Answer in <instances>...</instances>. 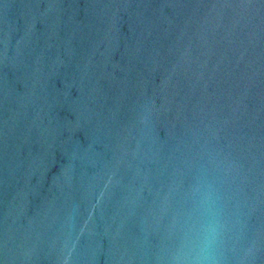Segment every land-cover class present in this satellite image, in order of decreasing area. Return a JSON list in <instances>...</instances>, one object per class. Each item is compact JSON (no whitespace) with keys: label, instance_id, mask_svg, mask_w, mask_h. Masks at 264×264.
<instances>
[{"label":"water","instance_id":"obj_1","mask_svg":"<svg viewBox=\"0 0 264 264\" xmlns=\"http://www.w3.org/2000/svg\"><path fill=\"white\" fill-rule=\"evenodd\" d=\"M197 184L264 264V0H0V264H174Z\"/></svg>","mask_w":264,"mask_h":264},{"label":"clouds","instance_id":"obj_2","mask_svg":"<svg viewBox=\"0 0 264 264\" xmlns=\"http://www.w3.org/2000/svg\"><path fill=\"white\" fill-rule=\"evenodd\" d=\"M217 198L210 184L193 189V208L174 254V264H216L221 232Z\"/></svg>","mask_w":264,"mask_h":264}]
</instances>
